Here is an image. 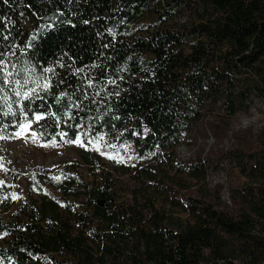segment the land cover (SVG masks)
Instances as JSON below:
<instances>
[{
  "label": "trees",
  "instance_id": "1",
  "mask_svg": "<svg viewBox=\"0 0 264 264\" xmlns=\"http://www.w3.org/2000/svg\"><path fill=\"white\" fill-rule=\"evenodd\" d=\"M0 61V135L29 124L137 161L123 199L103 170L64 171L59 196L37 185L12 220L0 180V264H262L264 149L227 154L243 178L232 210L209 199L208 161L175 148L205 102L228 119L264 88V0H0Z\"/></svg>",
  "mask_w": 264,
  "mask_h": 264
},
{
  "label": "rangeland",
  "instance_id": "2",
  "mask_svg": "<svg viewBox=\"0 0 264 264\" xmlns=\"http://www.w3.org/2000/svg\"><path fill=\"white\" fill-rule=\"evenodd\" d=\"M153 5L150 11H163L165 7L163 2L160 7L157 3ZM168 9L188 11L175 6ZM17 132H22V135H0L6 137L0 138V180L10 184L13 195L11 208L2 213L5 219L12 220L19 217V214L23 215L20 209L38 199L37 185L46 189L50 197L59 196L57 191L49 186L48 181L50 177L58 176L64 171L85 181L90 180L94 173L103 170L111 174L114 196L119 199L127 197L133 180L125 171L137 162L131 152L127 157H122L102 143H85L79 137V143H43L36 137L33 138L28 128H20ZM263 149L264 88L259 92H252L248 107L238 110L228 119L220 101L215 104L205 102L198 120L183 134L175 152L177 158L182 161H194L199 158L208 161L210 166L206 182L210 201L219 208L234 210L230 193L241 184L243 178L228 162L226 156L233 151L257 153ZM85 157L88 158L87 163ZM182 193L188 194L187 191ZM191 194L195 195L194 192ZM80 202V199L74 200V204ZM236 262L243 264L240 260ZM261 263L264 264V255ZM103 264L127 262L124 258H109Z\"/></svg>",
  "mask_w": 264,
  "mask_h": 264
},
{
  "label": "snow or ice",
  "instance_id": "3",
  "mask_svg": "<svg viewBox=\"0 0 264 264\" xmlns=\"http://www.w3.org/2000/svg\"><path fill=\"white\" fill-rule=\"evenodd\" d=\"M0 67H2V61H0ZM17 95H20V94L17 93ZM25 95H28V94L25 93ZM41 118H42V117H40V116H37V117H36L37 120H40ZM20 127H21V129H25V128L30 127V125H29V124H24V125H21ZM21 135H22V132H16V133H15V136H16V137H19V136H21ZM32 136H33V138H35V137H36V133L33 132V133H32ZM0 138H6V137H2V136H0ZM70 142H72V141H70ZM74 142L79 143V139L77 138V140L74 141Z\"/></svg>",
  "mask_w": 264,
  "mask_h": 264
}]
</instances>
